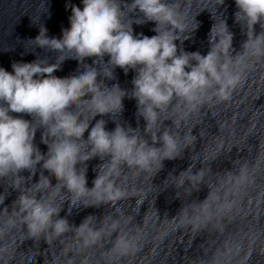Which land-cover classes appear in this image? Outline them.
<instances>
[{
  "label": "clouds",
  "instance_id": "clouds-1",
  "mask_svg": "<svg viewBox=\"0 0 264 264\" xmlns=\"http://www.w3.org/2000/svg\"><path fill=\"white\" fill-rule=\"evenodd\" d=\"M223 2L219 0V4ZM81 3L82 7L71 5L69 27L61 29L60 38L49 37L47 29L41 27L30 40L38 48L57 52L55 63L37 58L32 62L12 63L11 72L0 67V178L13 175L15 180L8 188L18 192L11 202V210L9 205H4L5 194L0 193V205H4L0 212L8 216L10 227L16 223L13 217L18 218L28 240L42 238L46 244L52 237H60L73 228L85 246L105 242L104 228L92 226L94 216L85 217L78 226L60 217L64 202H68L69 212L78 205L99 207L103 204L115 209L120 200L127 198L126 191L117 183L125 167L152 177L162 169L164 160L180 158L193 145L196 137L191 131L185 135L181 147L179 137L169 131L171 127L158 130L163 122L161 114L169 110L172 101H178L177 107L182 103L189 111H195L206 97L211 98L210 90L221 100L228 99L240 79L239 73L230 69L233 34L223 20L219 26L217 22L212 25L209 51L201 55L186 52L182 47L178 51L175 41L186 33L185 25L178 19L176 6L165 0H131L124 6L129 12L143 14L136 23L152 21L155 24L152 31L156 34L151 37L133 34L132 21L124 19L122 0H81ZM235 6L236 22L247 29L242 48L264 55V31L254 33L257 24L264 29V0H235ZM161 25L166 27L161 30ZM105 55L109 57L106 64ZM88 57L100 59V71L84 64V70L75 76L53 75L65 59L83 62ZM222 57L228 58L222 60ZM117 67L125 74L129 70L135 73L130 95L118 84L108 87L97 79L101 70L103 77L113 79V69ZM125 96L136 100L137 113L145 122L143 135L137 128L120 124L109 131L104 119H96L121 111ZM10 113L27 114L32 119ZM178 123L172 121V126ZM38 127L42 129L40 142L47 147L45 153L34 143ZM96 157L104 162L93 169L96 175L89 188L86 162ZM37 165L39 178L28 186L20 173L28 171L27 181H31ZM192 167L190 164L175 178L187 174L188 182L203 183V168L193 174ZM21 182L26 186L22 188ZM183 183L184 179H179L176 185ZM33 188L39 197L33 194ZM61 191L67 193V200ZM207 198L200 203L202 210L208 208ZM183 211L182 207L178 215ZM186 219L193 228L199 227L191 218ZM110 228L112 248L107 251L116 249L126 255L135 248L132 237L116 232V220Z\"/></svg>",
  "mask_w": 264,
  "mask_h": 264
},
{
  "label": "water",
  "instance_id": "water-1",
  "mask_svg": "<svg viewBox=\"0 0 264 264\" xmlns=\"http://www.w3.org/2000/svg\"><path fill=\"white\" fill-rule=\"evenodd\" d=\"M165 2L176 6L178 19L185 25L186 33L182 36L189 37L183 40L181 36L175 41L178 51L182 47L186 52L205 55L210 48L208 37L212 25L226 22L233 34L230 69L240 75L229 98L221 100L210 90L211 98L206 97L195 111H189L182 103L177 107L178 101L174 99L169 110L161 114L163 122L158 130L171 127L169 131L179 137L181 147L185 135L191 131L196 137L193 145L180 158L164 160L162 169L152 177L125 167L117 183L126 191L127 198L120 200L115 209L103 204L78 205L69 212V204L64 202L59 216L67 218L69 224L78 226L89 215L96 218L92 226L104 228L105 242L101 245L97 242L85 246L74 228L60 237H52L47 244L42 238L28 240L19 219L13 217L16 223L10 227L8 216L0 212V264H264V55L242 48L247 29L235 20V0H224L223 4L219 0ZM128 3L131 0H122V7ZM73 4L82 7L81 0H0V67L11 72L12 63L32 62L37 58L55 63L57 52L38 48L30 40L41 27L47 29L49 37L60 38L61 29L69 27ZM124 10L125 22L132 21L134 35L156 34L152 31L155 27L152 21L135 22L143 18L142 13L129 12L126 7ZM165 27L161 25V30ZM261 31L264 29L259 24L254 26L255 34ZM108 59L105 55L103 62L106 64ZM84 64L101 69V61L96 57L85 58L83 62L65 59L53 75L75 76L84 70ZM134 75L132 70L125 74L117 67L113 69V79L103 77L102 70L97 79L108 87L118 84L130 95ZM122 103L121 111L96 119H104L109 131L120 124L137 128L143 135L145 122L137 113L136 100L125 96ZM10 114L32 119L23 113ZM172 121L179 123L172 126ZM41 131L38 127L34 143L45 153L47 147L40 142ZM87 135L85 132V139ZM103 162L99 157L86 162L87 187H92L96 175L93 169ZM190 164L193 174L203 168V183L188 182L184 174L179 178L184 179L183 185L177 186L179 179L175 177ZM36 170L31 181H27L28 171L20 173L28 186L38 180L39 165ZM14 180L11 174L0 178V193L6 196L4 205L10 206L18 195L8 188ZM52 183H56L54 178ZM26 184L21 182V187ZM33 194L39 197L34 188ZM61 195L67 200V193L61 191ZM206 197L208 208L202 210L200 203ZM59 202L57 197L56 203ZM182 207L184 211L178 215ZM186 218L199 227L193 228ZM113 220L118 222L119 235L136 241L135 248L126 255L116 249L107 251L112 248L108 233Z\"/></svg>",
  "mask_w": 264,
  "mask_h": 264
}]
</instances>
